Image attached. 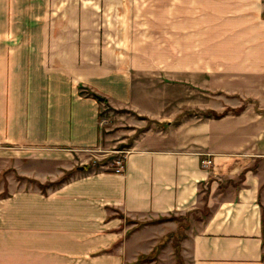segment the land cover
<instances>
[{
    "label": "crops",
    "instance_id": "1",
    "mask_svg": "<svg viewBox=\"0 0 264 264\" xmlns=\"http://www.w3.org/2000/svg\"><path fill=\"white\" fill-rule=\"evenodd\" d=\"M132 1L0 0V264H131L181 218L184 264H264V0H155L170 66L133 53ZM104 106L152 123L120 173L81 167Z\"/></svg>",
    "mask_w": 264,
    "mask_h": 264
},
{
    "label": "rangeland",
    "instance_id": "2",
    "mask_svg": "<svg viewBox=\"0 0 264 264\" xmlns=\"http://www.w3.org/2000/svg\"><path fill=\"white\" fill-rule=\"evenodd\" d=\"M132 2L134 4L131 8L133 20L131 44L133 53L138 57L141 54H147V56L145 57L147 58L148 63L151 65L163 64L165 66H170L171 51L173 49V41L171 37L172 25L170 22L171 9H161L156 7L155 0H147V2L143 0H133ZM163 15L165 17V20L162 17ZM158 83V86L163 87V89L166 90L168 94H170L171 83L168 82V80H164L163 82ZM233 99H229V102L231 104L238 102ZM247 102L248 100H242V102H238L240 104L239 106H227V108L223 111L235 113L237 109H239L240 107H244ZM205 112H203L202 110L196 111L197 115L199 116L205 115ZM126 116L129 117L130 120H125L124 118ZM100 118L102 121V148H99L101 150H97V153H93L97 158L92 157L91 159L86 161L87 163L84 162L83 164H81V167L88 166V168L92 167L93 170H101L115 165V161L119 159L123 160L125 151H127V147L131 143L132 138L138 135L145 127L152 125L151 121H141L139 117L133 116V114L127 110H113L107 106L103 107ZM137 124L142 125V127L136 128L135 125ZM108 148L112 150L108 153H105L106 155H102L103 150H107ZM79 167L80 165H77L73 169H71L72 173L74 174L77 173V171H80ZM16 178L19 177L17 176ZM0 183V189H2L1 194H7L8 185L6 172L0 173ZM26 183L27 185H35L31 182ZM201 213L204 214L205 212L202 211ZM194 216H196V214H194ZM126 220L130 221V219ZM176 221L180 223V228L166 235V237L161 240V244L159 245H164L168 240H170L173 247L174 241L176 239H179V230L181 229L183 232L187 224L184 222V218H181L179 220L176 219ZM174 232H177V234H175V236L173 237L170 236V234ZM163 240L166 242H163ZM180 255L182 257V263L184 264L181 249Z\"/></svg>",
    "mask_w": 264,
    "mask_h": 264
},
{
    "label": "trees",
    "instance_id": "3",
    "mask_svg": "<svg viewBox=\"0 0 264 264\" xmlns=\"http://www.w3.org/2000/svg\"><path fill=\"white\" fill-rule=\"evenodd\" d=\"M244 107H240L239 109H237L235 111V113H238L240 112ZM225 113V111H223L222 113H216L215 111L213 110H209L207 112H205V116L207 117H213V118H219L221 116H223ZM81 167H79L80 169ZM83 169H88V166H84ZM72 173V170H68V171H65V173L63 174V176H61L59 179H57L56 181L54 182H47L45 184H39V187L41 189V191L43 193L46 192V188L50 187V186H57V185H60L61 183H63L66 179L69 178L70 174ZM179 239H176L174 241V244H173V247H174V254L176 256V259H177V262L178 264H183L182 263V257L180 255V249H181V245H180V240L181 238L183 237V232L182 230L180 229L179 232ZM175 234H177V232H174V233H171L170 236H175ZM177 236V235H176ZM162 245H159L155 248V250H153V252H151L150 254L148 255H139L138 258L132 262L131 264H142L146 261H150V260H153L156 258V254L158 252V249L161 247Z\"/></svg>",
    "mask_w": 264,
    "mask_h": 264
},
{
    "label": "built area",
    "instance_id": "4",
    "mask_svg": "<svg viewBox=\"0 0 264 264\" xmlns=\"http://www.w3.org/2000/svg\"><path fill=\"white\" fill-rule=\"evenodd\" d=\"M212 163H213L212 158H205L201 161V164L203 166H209V165H212ZM122 169H123V160L119 159L115 161L114 172L120 173Z\"/></svg>",
    "mask_w": 264,
    "mask_h": 264
}]
</instances>
